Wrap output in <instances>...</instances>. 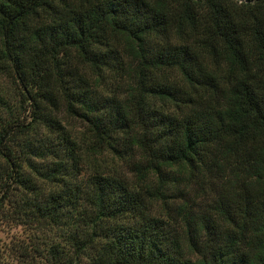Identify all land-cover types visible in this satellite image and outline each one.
<instances>
[{"label": "trees", "instance_id": "obj_1", "mask_svg": "<svg viewBox=\"0 0 264 264\" xmlns=\"http://www.w3.org/2000/svg\"><path fill=\"white\" fill-rule=\"evenodd\" d=\"M0 78L21 264H264V0H0Z\"/></svg>", "mask_w": 264, "mask_h": 264}, {"label": "rangeland", "instance_id": "obj_2", "mask_svg": "<svg viewBox=\"0 0 264 264\" xmlns=\"http://www.w3.org/2000/svg\"><path fill=\"white\" fill-rule=\"evenodd\" d=\"M6 82L0 78V84ZM7 85V83H6ZM76 129H79L77 124ZM123 164L117 159L109 160L107 158L105 168L114 169L123 168ZM19 222V221H18ZM4 223V221H3ZM7 224L0 226V264H21L14 255L15 249L20 245L31 242L34 238L41 240L44 234L49 237L53 236L46 231H36L32 225L20 224L14 221H8Z\"/></svg>", "mask_w": 264, "mask_h": 264}]
</instances>
